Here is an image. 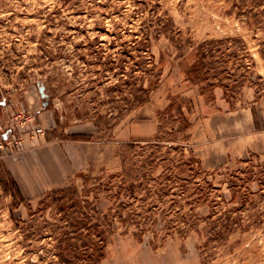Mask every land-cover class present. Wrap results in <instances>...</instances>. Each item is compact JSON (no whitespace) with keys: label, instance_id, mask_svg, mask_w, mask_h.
I'll list each match as a JSON object with an SVG mask.
<instances>
[{"label":"rangeland","instance_id":"374dc122","mask_svg":"<svg viewBox=\"0 0 264 264\" xmlns=\"http://www.w3.org/2000/svg\"><path fill=\"white\" fill-rule=\"evenodd\" d=\"M0 117V264H264V0H0Z\"/></svg>","mask_w":264,"mask_h":264},{"label":"built area","instance_id":"2783aa9c","mask_svg":"<svg viewBox=\"0 0 264 264\" xmlns=\"http://www.w3.org/2000/svg\"><path fill=\"white\" fill-rule=\"evenodd\" d=\"M19 116L21 117V114ZM23 123H25V121ZM16 125L17 124H14L11 118L0 117V152L9 153L15 149L24 147L25 142L20 134L17 133L21 128H16ZM24 130L27 132L26 135L29 132H32L33 136L37 137L43 135L41 127L38 126L27 127ZM4 135H6L5 138L3 137Z\"/></svg>","mask_w":264,"mask_h":264},{"label":"crops","instance_id":"0c3cea01","mask_svg":"<svg viewBox=\"0 0 264 264\" xmlns=\"http://www.w3.org/2000/svg\"><path fill=\"white\" fill-rule=\"evenodd\" d=\"M235 129H238V128H235ZM237 131H238V130H237ZM242 131L247 132V133L250 134V135H259V134H261L262 132H264L263 129H262L261 127H259V126L256 127V126H254V125L250 126V127L248 128V130L243 129ZM255 145H257V144L255 143ZM263 145H264V142H263Z\"/></svg>","mask_w":264,"mask_h":264},{"label":"trees","instance_id":"16d2710c","mask_svg":"<svg viewBox=\"0 0 264 264\" xmlns=\"http://www.w3.org/2000/svg\"><path fill=\"white\" fill-rule=\"evenodd\" d=\"M62 192H63V190H61L59 192L56 191V192L51 193L52 201L54 204H59L64 200V196L62 195ZM18 195H19V192H18ZM84 245H86V244H84Z\"/></svg>","mask_w":264,"mask_h":264},{"label":"water","instance_id":"95a60500","mask_svg":"<svg viewBox=\"0 0 264 264\" xmlns=\"http://www.w3.org/2000/svg\"><path fill=\"white\" fill-rule=\"evenodd\" d=\"M39 94H40V98H41L42 100H44L43 103H42V105H43L44 107H46V106H47L46 99H47L48 97H47V95H46L45 92H44V87H40V88H39ZM3 137L5 138L6 135H4Z\"/></svg>","mask_w":264,"mask_h":264}]
</instances>
